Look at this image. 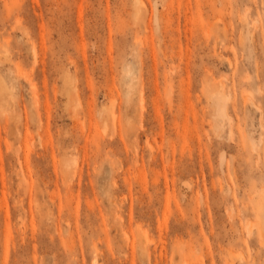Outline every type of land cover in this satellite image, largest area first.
<instances>
[{
  "label": "rangeland",
  "instance_id": "374dc122",
  "mask_svg": "<svg viewBox=\"0 0 264 264\" xmlns=\"http://www.w3.org/2000/svg\"><path fill=\"white\" fill-rule=\"evenodd\" d=\"M0 264H264V0H0Z\"/></svg>",
  "mask_w": 264,
  "mask_h": 264
}]
</instances>
